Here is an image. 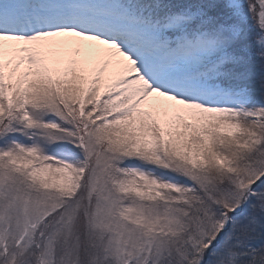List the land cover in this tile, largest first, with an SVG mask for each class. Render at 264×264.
<instances>
[{
	"label": "snow or ice",
	"instance_id": "obj_1",
	"mask_svg": "<svg viewBox=\"0 0 264 264\" xmlns=\"http://www.w3.org/2000/svg\"><path fill=\"white\" fill-rule=\"evenodd\" d=\"M0 264H264V0H0Z\"/></svg>",
	"mask_w": 264,
	"mask_h": 264
}]
</instances>
